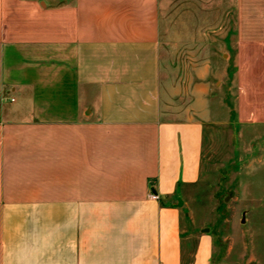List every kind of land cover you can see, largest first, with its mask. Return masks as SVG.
Returning a JSON list of instances; mask_svg holds the SVG:
<instances>
[{"label": "crops", "instance_id": "0c3cea01", "mask_svg": "<svg viewBox=\"0 0 264 264\" xmlns=\"http://www.w3.org/2000/svg\"><path fill=\"white\" fill-rule=\"evenodd\" d=\"M226 2L237 124L264 131V0ZM161 3L0 0V264H183L211 92L163 96Z\"/></svg>", "mask_w": 264, "mask_h": 264}, {"label": "rangeland", "instance_id": "374dc122", "mask_svg": "<svg viewBox=\"0 0 264 264\" xmlns=\"http://www.w3.org/2000/svg\"><path fill=\"white\" fill-rule=\"evenodd\" d=\"M226 1L161 3L163 96L183 107L192 90L211 92L200 178L180 198L183 264L191 263L202 235L212 238L211 264H264V131L237 124L234 52L221 50V32L233 24Z\"/></svg>", "mask_w": 264, "mask_h": 264}, {"label": "built area", "instance_id": "2783aa9c", "mask_svg": "<svg viewBox=\"0 0 264 264\" xmlns=\"http://www.w3.org/2000/svg\"><path fill=\"white\" fill-rule=\"evenodd\" d=\"M149 197H150V199H152V200H156V199H157V195H155V194H151Z\"/></svg>", "mask_w": 264, "mask_h": 264}, {"label": "water", "instance_id": "95a60500", "mask_svg": "<svg viewBox=\"0 0 264 264\" xmlns=\"http://www.w3.org/2000/svg\"><path fill=\"white\" fill-rule=\"evenodd\" d=\"M178 204H179V206H181V204H182V202H181V200H180V199L178 200Z\"/></svg>", "mask_w": 264, "mask_h": 264}]
</instances>
